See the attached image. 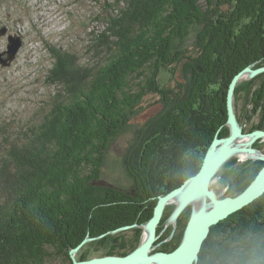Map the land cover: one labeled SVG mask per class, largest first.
Here are the masks:
<instances>
[{
	"label": "trees",
	"instance_id": "obj_1",
	"mask_svg": "<svg viewBox=\"0 0 264 264\" xmlns=\"http://www.w3.org/2000/svg\"><path fill=\"white\" fill-rule=\"evenodd\" d=\"M121 1L125 6L119 0L106 4V11L117 10V15L110 13L106 29L94 38L104 62L81 64L75 54L47 47L53 62L46 81L63 94L38 125L18 133L0 160V264H44L47 248L70 260V250L90 239L80 260L99 252L126 255L139 241L118 242L121 229L134 224L139 235L157 198L195 175L201 162L184 165L183 173L177 172L172 185L158 194L143 190L142 196H129L97 185L109 143L152 93L165 106L177 104V114L164 118L163 130L180 135V164L191 158L185 151L193 145L199 147L194 158L200 160L216 136L227 135L223 126L231 80L264 62V0ZM194 26L199 27L194 55L174 50V40L185 38ZM177 66L188 85L176 82L172 88L167 80L161 85L160 75L172 74ZM214 85L209 116L198 123L202 113L193 112ZM252 101L264 102V80ZM194 124L200 125L188 130ZM254 129L264 130V118ZM160 134L156 130L145 137L143 167L169 158L175 164L173 140L165 147V134ZM256 169L248 166L236 175L238 194L253 181ZM185 170L191 172L188 177ZM181 237L166 251L174 250ZM198 264H264V195L212 227Z\"/></svg>",
	"mask_w": 264,
	"mask_h": 264
},
{
	"label": "rangeland",
	"instance_id": "obj_2",
	"mask_svg": "<svg viewBox=\"0 0 264 264\" xmlns=\"http://www.w3.org/2000/svg\"><path fill=\"white\" fill-rule=\"evenodd\" d=\"M113 1L0 0V25L7 28L6 35L0 37V52L6 50L8 35H19L22 40V46L14 60L8 66H0V160L10 147L11 142L17 140L18 133H25L28 126L38 125L44 115L50 111L53 101L56 98H62L63 93L61 95L58 93L60 87L50 85L46 81L47 71L53 62L47 49L48 46L59 47L62 50L75 54L79 58L80 63L91 65L104 62V53L96 46L94 38L106 29L107 16L110 13L112 16L117 15V10L106 11V4ZM119 1L121 5L125 6L123 1ZM198 31V26L191 27L185 38L174 40L173 49L186 50L188 52L185 55H194V44ZM260 67H264V62H261L259 66L256 64L246 67L231 80V82L234 81L237 76V79L234 81L232 105L241 136H247L257 131H264L263 129L252 130L253 127L258 128L264 118V111L262 110L264 102L256 103L252 101L257 90L261 87L264 73L252 75V72L247 70L248 68L255 70ZM183 75L185 74L182 71V67L177 66L172 74L163 72L160 75L159 82L162 85L167 80V85L175 88L176 82L186 83ZM187 76L190 77V73ZM186 85L188 84L186 83ZM236 88H239L237 94ZM215 92L216 86L214 85L209 89L208 93L210 95L207 94L202 99L203 101L199 100L196 105L193 114L198 115L197 112L202 113L198 116V123L203 122L207 115L209 116L207 112L210 111V97ZM58 94L59 97H57ZM177 109V104L165 106L158 95L152 93L146 94L133 113L129 123L109 143L101 168L100 180L97 185L114 188L129 196L139 197L143 195L142 193L145 190L153 194H158L162 190H165L167 186L172 185L171 182L175 180L177 172L179 174L183 173V170H179L186 164L192 167V162L197 164L201 162L200 171L205 155L200 160L196 157L194 158V152L199 149L198 145H193V149L185 151L187 158H191L183 160L180 164L179 160L182 157L178 155L180 147L177 145V139L180 135L173 134L169 130H163V127L166 128L168 124V121H164V118L175 115V113L177 114ZM199 125L194 124L188 130H194ZM156 130H160L161 136L165 134L163 136L165 138L163 141L165 147L169 145V142H172L170 139L173 140L177 149L173 154L175 164H172L169 158L168 160L163 159L165 162L162 165L155 163L151 168H148V166L143 167L140 161L144 155L142 151L143 145L146 143L145 137L150 138V135ZM223 130L226 131L227 135L222 138L216 136L214 140L216 138L226 139L233 135V130L228 123V119L225 126H223ZM254 140L252 149L258 151L256 153H260V156L245 162H240L237 157L227 158L220 165L219 169L214 172L209 180L208 190L213 193L216 199L223 200L237 196L238 192L235 191V187L237 186L234 179L241 170L250 166L253 169L257 168L258 174L264 166V160L261 158L264 157V137H255ZM211 145L208 147L206 153L210 150ZM186 168L189 169L188 167ZM185 172L188 174L187 177L191 174L189 171L185 170ZM195 175L187 178L177 188L185 185ZM162 196H159L157 201ZM207 200L210 202L208 198ZM176 207L174 200L166 205L159 224L156 226V239L149 255L160 252L169 253L166 250L178 242L177 237L180 233L184 237L192 216L197 214L192 211L191 206H186L172 220ZM149 220L141 225L139 235L134 231V227L136 226L134 224L126 226V229L124 227L121 230L122 232L120 231V234L117 235L119 237L118 242H123L127 245L135 240L139 241L134 248L129 247L126 255H104L103 252H99L92 255L91 259L104 256L124 258L131 255L145 241L147 237L146 232L148 234L146 225ZM117 232L118 230L112 233L115 234ZM136 235L140 236V239H137ZM183 237H181V241L179 240L180 243ZM92 240H85L86 242L81 247L70 252V260L69 258L59 256L55 249L47 248L50 256L44 264H73L72 260L86 261L80 260L79 257L86 252V249L90 248L88 243ZM194 264H198V261L194 262Z\"/></svg>",
	"mask_w": 264,
	"mask_h": 264
},
{
	"label": "water",
	"instance_id": "obj_3",
	"mask_svg": "<svg viewBox=\"0 0 264 264\" xmlns=\"http://www.w3.org/2000/svg\"><path fill=\"white\" fill-rule=\"evenodd\" d=\"M6 33L7 28L3 27L0 29V37L6 35ZM7 40L8 44L6 50L0 52V66L2 67L8 66L14 60L22 46V40L19 35H9ZM4 56L6 57L4 58ZM247 70L252 72V75L264 73V67L255 70L248 68ZM236 79L237 76L235 80ZM234 81L229 85L226 101L228 123L232 127L233 135L226 139L216 138L212 142L210 150L205 154L200 171L186 182L185 185L168 192L158 199L154 207L153 216L146 225L148 231L147 237L138 249L124 258L104 256L86 261L72 260L73 264H194V262L198 261L202 245L210 234L212 226L217 225L220 221L227 219L230 215L247 207L264 195V166L250 185L233 198L218 200L214 197L213 193L208 190L209 180L214 172L219 169L221 163L225 160L224 158L227 156L224 152L214 155L215 148L220 142H223V145L228 147L233 139L241 136L232 105V95L235 86ZM249 135L261 138L264 137V131H257ZM261 158L264 160V157ZM182 190H184L183 194L187 199L195 197L197 194L205 195L212 203V207L202 213L200 212V214L197 213L192 216L183 240L176 249L169 253L160 252L149 255L156 239V226L159 224L166 205L176 198V196L180 195ZM126 228L127 227H125V229ZM123 229L124 228L121 230ZM84 242H82L79 247H81Z\"/></svg>",
	"mask_w": 264,
	"mask_h": 264
},
{
	"label": "bare ground",
	"instance_id": "obj_4",
	"mask_svg": "<svg viewBox=\"0 0 264 264\" xmlns=\"http://www.w3.org/2000/svg\"><path fill=\"white\" fill-rule=\"evenodd\" d=\"M3 27L1 26L0 29ZM246 77H248V76H246ZM254 139H255V137L254 136L252 137L250 135L239 136V137H236L235 139H233L228 147H225L223 145V142H220L218 144V146L215 148L214 155H217L221 152H224L227 155L224 158L225 160L227 158L237 157L240 162H245V161H248L250 159L257 158L258 156H260V153H256L258 151H256L255 149H252V145L255 141ZM225 160H223V162ZM183 191L184 190H182L180 195L176 196V198L173 199L174 202L176 203L177 207H176V212L173 215L172 220H174L176 215L180 212V210H182L186 206H191L193 209L192 211L194 213H199V212L202 213V212H204V211H206L212 207V203H210L207 200L206 196H204L203 194H197L195 197L187 199L184 197ZM170 221H171V219H170ZM146 235H147V232H146ZM78 248H79V246L73 250H76ZM73 250H70V252H72Z\"/></svg>",
	"mask_w": 264,
	"mask_h": 264
},
{
	"label": "flooded vegetation",
	"instance_id": "obj_5",
	"mask_svg": "<svg viewBox=\"0 0 264 264\" xmlns=\"http://www.w3.org/2000/svg\"><path fill=\"white\" fill-rule=\"evenodd\" d=\"M0 27H1V25H0ZM3 27V26H2ZM6 28V27H5ZM9 36V35H8Z\"/></svg>",
	"mask_w": 264,
	"mask_h": 264
}]
</instances>
